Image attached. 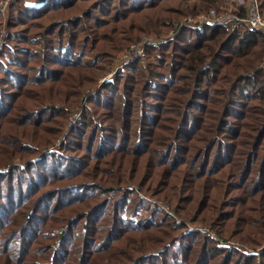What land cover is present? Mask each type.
Returning <instances> with one entry per match:
<instances>
[{"label":"trees","instance_id":"16d2710c","mask_svg":"<svg viewBox=\"0 0 264 264\" xmlns=\"http://www.w3.org/2000/svg\"><path fill=\"white\" fill-rule=\"evenodd\" d=\"M89 2H93L92 8L79 16ZM220 2L50 0L33 6L25 0H10L9 25H26L24 32L27 33L20 34L26 41H31L33 37L35 44L43 43L44 49L32 53L27 45L18 43V63L5 68L8 77L4 76L0 83V118H7L8 123L18 119V142L12 140L11 145L15 142L19 144L16 152L23 160L7 170H0V176L6 173L0 187L6 186L8 190L12 186L11 193L17 195L5 202L2 200L5 192L0 190V264L256 263V255L245 257L236 249L219 245L209 234L187 230L184 220L178 221L161 207L145 200L133 203L129 195L123 203L106 209L110 204L98 199L104 193L94 180L96 173L99 177L103 176L108 166L105 155L114 152L115 148H129L130 142H133L132 158L135 161L137 154L142 157L146 153H157L161 146L172 151L179 145L183 153H178L174 163L166 165L165 158H162V162L153 161L152 165L155 168L164 165L172 168V174L167 178L176 177L177 180L163 184L187 192L183 216L190 217L194 213V222H209L220 227L232 224L229 220L234 218L235 213H243L234 223L243 222L254 230L245 232V229L237 228L233 234L238 236L243 233L241 240L250 244L263 240L264 70L260 68L264 60L263 31L245 29L231 32L220 25L187 27L163 44L148 46L146 66L137 59L131 65L134 69L132 74L105 82L98 94L90 96L89 103L84 106L87 113L90 108L111 111L120 102L121 115L115 119V126L105 127L104 131L95 126L91 130L87 121L89 116L83 112L72 132L85 128L83 135H88L89 139L86 144L75 143V139L71 138L77 147L74 153L68 154L64 149L70 136H66L61 143V155L54 150L40 149L51 142L52 146L56 145V128L61 126L57 119L63 123L68 107L77 105L89 77V68H97L101 61L109 60L117 50L129 47L146 33H163L176 19L217 8ZM260 6L264 13V0H260ZM35 30L38 31L30 34ZM99 34H105L103 39L108 41L105 46L109 49L99 45ZM13 36L14 32L11 33ZM90 52L94 59H85ZM35 61L37 84H59L63 92L70 93L74 98L73 101L68 98L71 103L68 107L54 104L60 99L51 97L50 101L57 99L52 104L21 111L25 99L21 97L23 91L37 85L30 81L29 71ZM64 68L72 69L66 71ZM55 89L50 91V96L57 95ZM152 96L155 99L150 101ZM31 100L33 103L40 101L37 95ZM165 109L175 113V117L170 119L174 123L172 127L163 117ZM26 124L53 137L47 140L44 135L38 134L35 135L38 145L31 142L25 144L20 132H24ZM133 126H136L134 141L132 135L125 138L122 134L118 136L121 129L126 131L125 128ZM158 129L166 132L174 130L176 136L174 133L171 136L159 135ZM145 131H148L149 137L143 139ZM11 134L4 129V123H0V146L10 139L9 136L14 138ZM98 135L102 137L99 140ZM161 136L166 143L159 140ZM179 137L183 139L181 143ZM106 139L115 141L113 149H109ZM80 149H84L83 154L95 158V163L90 164L88 157H79L82 153L77 156L76 151ZM9 156L2 158V164L13 159ZM117 163L112 173L115 175L113 181L119 185L114 187L124 188L127 186V175L131 172L128 170L133 164L121 167ZM134 164V171L138 173L142 169L140 160ZM184 175L191 178H183ZM78 177H81V183H73L72 179ZM162 177V171L155 169L149 180L158 181ZM128 190L126 194L133 191ZM52 194L58 197V201L48 207L47 212L61 215L53 217L49 213L45 225L48 233L45 239L38 238L36 232L42 230L44 222L37 228L35 219L42 218L41 212L45 210L42 203ZM133 196L138 197L134 193ZM143 209L147 210L145 216L140 215ZM83 219L81 228L79 223ZM127 219L128 222H122ZM57 220L59 226H56ZM91 221L96 222V226ZM73 224L79 227L74 235L71 233ZM219 227L217 230L223 235L226 231ZM160 233L169 240L176 234L180 235L164 251L157 252ZM79 238L81 241H78ZM39 240L45 244H40ZM30 241L39 245L31 247L33 244ZM175 246L183 247V251L172 252ZM60 251L63 253L60 254Z\"/></svg>","mask_w":264,"mask_h":264},{"label":"rangeland","instance_id":"374dc122","mask_svg":"<svg viewBox=\"0 0 264 264\" xmlns=\"http://www.w3.org/2000/svg\"><path fill=\"white\" fill-rule=\"evenodd\" d=\"M1 1L0 0V6L1 5ZM26 3L31 4L33 6H38L39 4L42 5L43 3H35L34 0H25ZM9 3L10 0L7 4V6L0 7V13H1V17H0V42L2 43V45L0 46V76H2V78H0V83L3 82V77L6 76V78L8 77V75H6V70L5 68L8 66L12 67V64H16L18 63V61L16 60L17 57V48L18 47V43H21L22 45H27L28 49H32V53L43 50L44 49V45L43 43L41 44H35V40H33L34 38L32 37L31 41L28 40L26 41L24 39V37L22 36V34H25L27 32H24V29L26 28V25H22L19 23H15L13 24V26H10L8 23V19H10V7H9ZM92 3L93 2H89L86 4L85 8H83V10L79 13V16L84 15L87 11H89L92 8ZM178 16V14L176 15ZM189 16V15H188ZM178 18V17H177ZM180 18V17H179ZM181 19V18H180ZM180 19H176L173 24L169 27V28H165L163 33L160 34H155L152 32L146 33L145 35H143V37H155V38H164V37H168L170 34L174 33V31L176 30V27L178 26L179 22L182 21L184 18ZM12 28V29H11ZM30 27H28L29 29ZM29 32V30H27ZM38 30L35 31H30V34H33L34 32H37ZM14 32V36L11 37V33ZM22 33V34H20ZM105 35V34H104ZM102 34H99L100 39H99V45L101 46H105L108 41L103 39ZM177 35V33L175 34ZM141 37L138 41H141V39L143 38ZM134 42V43H136ZM133 43V44H134ZM7 47H6V45ZM5 45V46H4ZM132 45V44H131ZM130 45V46H131ZM4 46V47H3ZM129 46V47H130ZM25 47V46H23ZM127 47V48H129ZM3 48V49H2ZM127 48L124 49H119L117 50L113 55H111L109 60H103L101 61L97 68H89L88 69V73H89V77L86 79L85 84L86 86H84V88H82L81 94H80V98L79 101L77 102V105L73 108L74 105L69 106L68 104H71L68 101V98L73 101V97L71 96L70 93H66L63 92L61 90V86L59 84H53V83H47L45 85L40 86V84H37V79H36V75H37V69L34 66V63H37V61L32 62L29 68L30 71V81L35 82L37 85L35 86H31V88H28L27 90H24L22 93L21 97H24L25 99L23 100V103L21 104L23 107H21V111H23L24 109L28 110V109H36L40 106H44L47 104H52V102L56 101H50L51 97H55L60 99V102H54V104H59V105H63L69 108V112L68 115L66 117V119L64 120V122H59L60 120L57 119L58 124L61 126H58L56 128V133L58 134L56 141V145L52 146L51 144L53 142H51L50 145L48 146H43L40 147V149H48V151L50 150H54V152H57L59 155H61V143L64 141L65 137L70 136V138L68 139L69 141L67 142V146L64 149V152L70 154V153H74V149H76L77 144H73L78 143V144H86L88 142V135H83V132L86 130L85 128H77L74 132H72L74 126H76L77 122L81 119L82 117V113L86 112L84 109V106L89 103V97L94 96L96 94H98L99 88L100 86H102V84H104L105 82H112L116 77H126L130 74H132L134 72V69L131 68L132 64H128L127 66H125L123 69H116V66L119 64L120 62V54L122 52V50H125ZM104 49H109L105 46ZM27 56V55H26ZM42 58V56H41ZM40 59V58H39ZM85 59H94L92 52L88 53L85 56ZM147 59L146 58L144 61H142L143 66H146L147 64ZM262 63V62H261ZM8 69V68H7ZM72 68H64V70L69 71ZM25 70V69H24ZM35 70V71H34ZM20 71H22L20 69ZM19 71V72H20ZM85 73V71H84ZM81 74H82V70H81ZM85 78V76H84ZM84 81V79H83ZM16 83V81L14 82ZM52 87H56V92L57 95L55 96H50V91H54V88ZM24 88H26V84L24 86ZM155 91V90H154ZM155 92H160V91H155ZM48 94V96H47ZM28 95V96H25ZM37 95V97H39L40 101H36L35 103L32 102L31 98L32 96ZM163 97V95H162ZM155 99V97L152 96L150 101H153ZM164 104L166 103V99L163 100ZM120 103V102H118ZM116 103L115 107L111 110V111H107V110H92L90 108L89 113L88 114V124H89V129L92 130V128H94L95 126H100L102 129L101 131H104L103 129L105 127H113L116 125V121L115 119L118 118L119 115H121V111L119 110V104ZM157 103V102H155ZM35 105H37V107H34ZM93 107V106H92ZM67 109V108H65ZM173 110H169V112H167V110L165 109V112L163 114V117H165L167 119L168 125L169 127H172L174 125V123H172L170 121L171 118L175 117V113L170 112ZM93 112V113H91ZM223 112V111H222ZM92 115L93 118H92ZM220 115V114H219ZM54 118V117H52ZM51 118V119H52ZM4 123V129L6 130L7 133H13L14 134V138H11L9 136V140L6 141V143H1L0 146V170H7L8 168H10L11 165L13 164H20L21 162H23V160L21 158H19L18 154L16 151L17 147L19 144H17L16 142L14 143V145H11V143H13V141H17L18 142V137H19V133H17V131H19V122L18 119H13L12 121H9L8 123V119H4V118H0V123ZM118 122V121H117ZM136 126H133L132 128H125V130H120L118 133V136L122 134V138H125L127 135H135V128ZM23 128V126L21 127V129ZM111 133L113 132V130H110ZM174 133V130H169V131H165L162 129H158L157 130V134L159 135H166V134H171ZM44 135L46 137L47 140H49L51 137H53V135L44 133L42 130L39 129H35L32 125L26 124L24 126V132H20L21 138L23 140H25V144L26 142H31L36 144L37 141H35V135ZM12 135V134H11ZM140 135V134H139ZM176 136V131L174 133V137ZM149 137L148 136V131H145L144 136H142L143 139ZM173 137V140H175ZM71 138H74V142L71 140ZM102 138L100 135H98V140ZM139 138V137H136ZM182 137L178 138L179 143H181L183 141V139H180ZM30 139V140H29ZM133 141L135 140V137H132ZM13 140V141H12ZM130 140V138H129ZM159 140L163 143H166V139H164L162 136L161 138H159ZM172 140V139H171ZM176 141V140H175ZM114 142L115 141H110L106 139V143L107 146L109 147V149H113L112 147L114 146ZM130 142V141H129ZM200 144H202L201 141H199ZM29 145V144H27ZM38 145V144H36ZM72 145V146H69ZM74 145V146H73ZM116 145V143H115ZM122 145V144H120ZM130 147H125V148H119V149H113L114 152H111V150H109V154L105 155L106 157V161L108 163V166L105 167L104 169V174L102 177L98 176V173L95 174V182L102 188V192L104 193L103 195H99L98 199H104V201H108V203L110 205L107 206L106 209H112L113 205H117L119 203H123V201H125L127 199V196H131L132 197V202L133 203H137L140 202L141 200H145L146 202H150L153 203L156 206L161 207L162 209H164V211L166 213H169L173 218L177 219L178 221L180 220H184L186 222V224L188 225V229L187 230H199L200 232H203V234H209L215 241H217L218 243H220L219 245L230 248V249H236L237 252L241 253L242 255L246 256H253L256 255L257 259H256V263L253 264H263L262 261H264V239L260 240L257 244H250V243H246V241L241 240V236L244 235L243 233L235 236L233 234V232H235L237 230V228H242L245 229V232L254 230V228H251L250 226H248L247 224L240 222V223H234L236 218L238 217V215H243V213H235L234 218L232 220H229L230 222H232V224H230L229 226H220L219 224H217V226L214 225H210L209 222H194V213H192V215L190 217L187 216H183L184 213V206L186 205V193L185 191H178L175 189H171L169 186H166L163 183H167V181H170L171 183L175 180H177L176 177H171L170 179H168V175L172 174V168L167 167L166 165H170V163H174L173 160L175 159V157L178 155V153H183L182 149H180L179 145L175 146V148L172 151H169V149H165V146H159V150L156 153L155 151L153 153H146L144 156L140 157L139 154H137L135 156V161H139L140 160V166H141V170L138 171V173L135 170V161H134V151H132L134 149V143L130 142ZM49 147V148H46ZM41 150V151H43ZM13 151V152H12ZM63 151V150H62ZM82 153L81 155H79V157H85L87 158L89 155H85L84 153V149H80L76 151V154L78 156V154ZM13 154V155H11ZM75 154V155H76ZM10 155V158H13L10 162H8L7 164H2V158L6 157ZM162 158L164 159V162L166 163V165L164 166H160L159 168H155L152 165V162L155 161L157 163L162 162ZM88 161H90L91 163H95V158H92L91 156L88 157ZM120 160L119 163H117V161ZM67 159L65 158V163H67ZM70 162V161H69ZM118 164L119 166L123 167L124 165H132V169H129L128 171H131L128 175H127V186L122 188V187H114V186H118L119 183H116L113 181V177L115 176L112 171H114V166L115 164ZM157 169V171H162L163 173V177L161 179H159L158 181H154L153 179L149 180L150 174L153 170ZM164 169V170H163ZM167 169V170H166ZM111 171V172H109ZM50 173H48L49 175ZM6 176V173L2 176H0V181L3 177ZM191 178V176H183V178ZM81 177L78 178H74L72 179L74 182L73 183H81L80 181ZM19 181V180H18ZM16 181L14 185H16V183L18 182ZM95 183V184H96ZM12 185V184H11ZM58 185H60V182H58ZM12 186H9V189L6 190V186H1L0 190L1 192H5L4 197H2V200H4L5 202L8 201L11 196H17L12 194L11 192L13 191V189L11 188ZM63 187V186H62ZM94 188H91L90 190H92ZM128 189H132L133 191L130 192V194H126L129 192ZM95 191H98L96 188L94 189ZM133 193L138 197H134ZM60 197L61 193L58 194ZM66 194H64L63 196H65ZM175 197L174 199L172 197ZM58 197H56L54 194L47 196L43 203H42V207L43 210L41 212V217L42 218H36L35 219V226L38 228V226L44 222L43 226H42V230H40L39 232L37 231L36 233V237L39 236L38 238L43 237L45 239V235L48 233V230L45 229V225H46V221L48 220V215L49 213H52V216L56 217L57 214L60 213H54V212H47V209H49L48 207H52L57 201H58ZM9 205V204H7ZM124 206V204H123ZM150 207V206H148ZM147 208V206H146ZM68 209V208H66ZM66 209L64 211H66ZM104 209V208H103ZM129 209V208H128ZM128 211H132V210H128ZM54 213V214H53ZM147 213V210L143 209L140 212V215L145 216ZM126 214V213H125ZM61 215V214H60ZM245 215V214H244ZM124 217H132L130 215H124ZM134 217V216H133ZM84 219L79 223L80 227H83L84 224ZM129 220H125L122 222H128ZM1 222V220H0ZM91 224L93 226H96V222L91 221ZM59 226L58 220H57V225ZM219 227V229L229 232L228 234L226 232H224L223 235L219 234L220 232L217 230V228ZM77 225L73 224L71 225V233L74 235L77 232ZM186 230V231H187ZM218 231V232H217ZM180 234H176L173 239L169 240L170 238L168 237H164L163 233L158 234V237H160L161 242H159V244L157 245L156 249L157 252L160 251H164L165 248L175 239H177L179 237ZM40 244H45L44 241L39 240ZM78 241H81V238L78 239ZM31 242V241H30ZM32 243V242H31ZM39 243H32V246H38ZM59 247V245H57V248ZM182 252L183 251V247H177L175 246L174 248H172V252ZM235 251V250H234ZM63 252L60 251V254H62Z\"/></svg>","mask_w":264,"mask_h":264},{"label":"built area","instance_id":"2783aa9c","mask_svg":"<svg viewBox=\"0 0 264 264\" xmlns=\"http://www.w3.org/2000/svg\"><path fill=\"white\" fill-rule=\"evenodd\" d=\"M35 3H48L50 0H34ZM9 0H2L0 7L7 6ZM204 25L225 26L229 31H242L252 29L264 32V13L261 10L260 0H221L217 8H210L203 13L186 16L179 22L174 33L168 37L155 38L143 37L141 41L132 44L129 48L122 50L120 62L116 69H123L128 64L137 59H146L148 46H158L166 41L173 39L180 30L191 27L198 28ZM2 43L0 42V46ZM264 70V60L260 64Z\"/></svg>","mask_w":264,"mask_h":264}]
</instances>
